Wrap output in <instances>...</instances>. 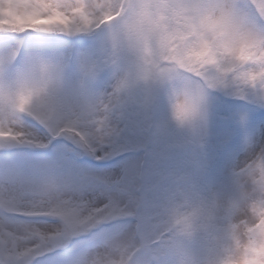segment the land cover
Segmentation results:
<instances>
[{
	"label": "clouds",
	"instance_id": "clouds-1",
	"mask_svg": "<svg viewBox=\"0 0 264 264\" xmlns=\"http://www.w3.org/2000/svg\"><path fill=\"white\" fill-rule=\"evenodd\" d=\"M37 4L48 24L83 19L87 33L99 31L103 40L98 49L65 56L28 49L18 57L19 43L0 51V134L39 133L38 139L79 151L81 132H118V143L131 149L125 153L135 156L123 162L131 222L92 234L88 245L74 236L67 244L74 264H138L141 254L139 264H264V144L245 137V159L230 168L228 185L207 176L213 92L264 107V10L254 0ZM40 17L25 18L18 34L35 31ZM180 109L185 118H178ZM176 152L183 158L172 165ZM52 164L57 174H68L63 164ZM45 174L26 176L39 181ZM12 187L21 204L31 195L19 182ZM7 215L0 211V221L14 228ZM57 230L74 229L65 223ZM6 235L0 232V264ZM15 244L16 257L30 256L13 264H36L30 257L54 246L28 234Z\"/></svg>",
	"mask_w": 264,
	"mask_h": 264
},
{
	"label": "snow or ice",
	"instance_id": "snow-or-ice-1",
	"mask_svg": "<svg viewBox=\"0 0 264 264\" xmlns=\"http://www.w3.org/2000/svg\"><path fill=\"white\" fill-rule=\"evenodd\" d=\"M27 4L29 7L22 10L23 15L40 17L37 0H27ZM254 6L257 11L264 10V0H254ZM33 30L44 33L58 32L73 35L87 33L89 26L83 19L79 22L70 20L63 25H54L48 24L46 18L40 17L39 24L34 26ZM0 32L18 34L20 29L18 25L5 24L0 26ZM240 76L252 80L258 78L257 74L240 73ZM177 115L178 118H185L187 113L184 109H180ZM77 131L79 132V129ZM38 136L39 133L19 137L15 132H5L0 134V140H8L19 145L47 148L50 141L36 138ZM118 137V132H108L99 136L86 135L81 132L77 137L79 152L96 160H105L123 155L131 149L121 146L118 143ZM45 167L49 171L45 172L46 174L39 181L26 176L27 172L22 168L10 171L0 180V183H3L5 187L19 182L25 185L31 193L24 203L21 204L18 201L16 207L20 209L19 211L0 210L8 211L5 219L15 225L14 228L7 229V235L4 239V264H13L14 260L30 256L29 253H25V256L22 257L15 256V253L20 251L15 244V240L21 235L28 234L33 239L45 242L53 241V247H46L44 251L40 252L39 255L43 257L48 253L55 252L57 249L66 248L68 242L76 235L90 232L99 225L128 219L131 215V210L126 203L129 193L124 188L129 179L126 173L122 172L120 176L113 178L112 175L105 173L78 171L77 166L73 164L66 170L67 175H61L56 173V166L52 163H46ZM88 180H94L98 183L90 184L87 182ZM113 187L116 189L115 192L108 190ZM65 192L68 193L67 196L64 195ZM53 193L57 195L53 196ZM89 193H93V195L90 197ZM137 193L142 199L148 195L147 191H142L139 187ZM49 218L54 219L56 223L48 224ZM65 223L74 230L67 233L58 231L57 229ZM48 225H51V227H47ZM30 258L34 260L36 257L31 256ZM62 264H74L71 255Z\"/></svg>",
	"mask_w": 264,
	"mask_h": 264
},
{
	"label": "rangeland",
	"instance_id": "rangeland-1",
	"mask_svg": "<svg viewBox=\"0 0 264 264\" xmlns=\"http://www.w3.org/2000/svg\"><path fill=\"white\" fill-rule=\"evenodd\" d=\"M29 7L27 0H0V25L18 23L21 24L28 16L23 15L22 10ZM10 22V23H8ZM58 32L29 31L22 34V40H17L9 45V40H0V51H7L19 43L18 57L28 49L39 50L51 56H65L74 53L98 49L103 40V33L94 31L67 35ZM5 33L0 34V36ZM49 37H55L53 43H49ZM107 77L101 83H105ZM246 136H250L256 145L264 144V107L246 98L215 91L212 94L211 116L209 122L208 156L210 166L207 176L217 185L229 184V170L237 161H243L246 153L241 145ZM71 146L62 140L52 142L47 148H37L28 145H19L8 140H0V177H4L10 171L22 168L26 172H47L46 163L55 160L64 165L66 169L73 164L77 170L86 172L105 173L118 177L123 172V162L135 159L134 155L124 153L110 159L96 160L87 155H82L78 150H70ZM94 159V160H90ZM183 158V153H173L169 163L175 165ZM90 184L97 181L88 180ZM108 190L115 192L116 189ZM93 193H89L91 197ZM17 193L12 186L5 187L0 183V210L10 212L19 211ZM128 219L110 224L99 225L90 234H83L81 239L88 245L92 242V234L115 230L119 225L129 223ZM48 224H55L54 219L49 218ZM47 227H51L48 225ZM0 221V232H7ZM71 255V248L57 249L43 257L35 258L36 264H62ZM146 254L137 257L138 264Z\"/></svg>",
	"mask_w": 264,
	"mask_h": 264
}]
</instances>
